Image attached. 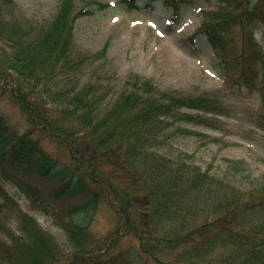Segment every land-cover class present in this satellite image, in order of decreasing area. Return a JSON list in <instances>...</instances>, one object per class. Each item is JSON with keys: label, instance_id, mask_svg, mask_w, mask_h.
Returning a JSON list of instances; mask_svg holds the SVG:
<instances>
[{"label": "trees", "instance_id": "16d2710c", "mask_svg": "<svg viewBox=\"0 0 264 264\" xmlns=\"http://www.w3.org/2000/svg\"><path fill=\"white\" fill-rule=\"evenodd\" d=\"M56 1L49 16L29 18L15 0H0V88L54 146L0 114V264H264V174L242 188L185 152L163 150L171 136L193 133L182 124L207 122L192 113L170 121L175 111L223 115L225 103L137 76L117 93L104 88L88 73L106 48L83 51L76 38L79 19L100 4ZM159 1L172 19L199 17L191 39L207 44L226 88L259 95L264 143V49L252 34L264 24V0ZM10 191L50 220L70 250ZM102 209L113 220L107 234L96 227ZM124 239L131 242L118 247Z\"/></svg>", "mask_w": 264, "mask_h": 264}, {"label": "rangeland", "instance_id": "374dc122", "mask_svg": "<svg viewBox=\"0 0 264 264\" xmlns=\"http://www.w3.org/2000/svg\"><path fill=\"white\" fill-rule=\"evenodd\" d=\"M92 1L98 2L102 8L97 6L93 15L80 18L76 25V38L81 50L97 52L106 48L105 59H98L93 68L90 67L92 78L98 79L104 88L110 87L115 93L137 76L158 90L193 96L217 94L226 105L223 115L182 108L168 118L172 121L183 117L182 113H192L207 121L198 126L183 125L192 129L193 133L176 134L170 138L171 144L177 151L188 153L201 169L242 188L250 187L260 180L264 174V143L262 132L255 121L259 96L255 91L239 92L226 88L212 71L209 47L204 41L194 42L191 39L199 27V17L189 14L172 21L171 10L159 0H132L133 3L124 0H75L77 6L86 10L96 8L95 4H89ZM15 3L29 18H43L53 12L57 1L15 0ZM113 3V8L108 5ZM105 5L107 14L103 9ZM256 25L252 34L264 48V24ZM239 35L237 31V39ZM49 106V116H54V106ZM0 113L19 133L27 129L35 130L42 145L46 144L49 150L54 149L46 140L45 133L40 131L46 130L40 126L32 127L18 108L6 98L5 90L1 88ZM166 126L171 130L170 123ZM10 195L25 212L35 216L44 228L57 233L49 220L29 207L28 200L20 199L11 191ZM111 224L109 214L101 211L96 227L100 225L101 231L105 233ZM130 242L131 239H124L118 247H124Z\"/></svg>", "mask_w": 264, "mask_h": 264}]
</instances>
